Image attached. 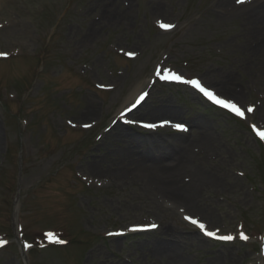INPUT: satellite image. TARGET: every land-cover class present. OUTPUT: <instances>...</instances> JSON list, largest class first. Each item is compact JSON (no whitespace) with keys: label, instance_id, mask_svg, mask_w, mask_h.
<instances>
[{"label":"rangeland","instance_id":"1","mask_svg":"<svg viewBox=\"0 0 264 264\" xmlns=\"http://www.w3.org/2000/svg\"><path fill=\"white\" fill-rule=\"evenodd\" d=\"M251 4L0 0V53L6 54L0 55V241L13 237L19 187L17 226L29 247L24 263L16 243L2 245L0 264H167L156 250L170 247L186 264H264V140L248 125L264 128V40L250 24L264 10L237 14ZM165 71L198 79L253 111L235 120L191 85L163 81ZM225 80L237 93L219 87ZM141 91L146 102L120 122L118 112ZM162 104L177 115L148 111ZM193 119L213 135V144L202 146L208 149L193 153L192 164L210 174L194 205L150 195L140 179L118 180L117 154L146 149L135 146L141 140L185 134L200 145ZM157 120L185 131L137 123ZM117 122L122 125L111 129ZM120 129L133 146L115 138ZM185 216L233 239L214 241ZM136 225L155 227L135 233Z\"/></svg>","mask_w":264,"mask_h":264},{"label":"bare ground","instance_id":"2","mask_svg":"<svg viewBox=\"0 0 264 264\" xmlns=\"http://www.w3.org/2000/svg\"><path fill=\"white\" fill-rule=\"evenodd\" d=\"M250 6H252L254 9L247 12L246 9ZM261 10H264V0H252L251 5H248L246 7H240L238 9L237 14L239 16H247L248 13H255V11L257 13ZM250 24H253L254 27H257L256 29L259 31V35L263 37L264 40V17H262L260 20H257V18L251 19ZM262 42L264 44V41ZM263 44H261V47L263 46ZM258 53L259 51L255 54ZM218 84L220 88L231 91L233 93H237L236 90L233 88V85L226 80L220 81ZM134 95L135 93L129 96L128 100H130V102L128 104L133 102V105L135 103V100L131 101L133 98H135ZM145 102L146 100H144L134 111L139 109ZM167 108V106H164L162 104L158 108H152L148 111H150L151 114L161 113L170 114L172 116L177 115L178 112L176 110H174V112L173 110H168ZM131 114L133 113L131 112ZM160 121L162 120H157L153 122L155 123ZM192 123L194 124V127L197 128L199 136L197 137V140H199L200 145L194 144V146L193 144H191V142L189 141L190 139L187 141L184 138L185 134L179 135L180 137L178 138L171 139L163 138L159 135L153 138H146L144 141L141 140V142H137V145L135 146L139 148L143 147V145L148 146L146 149L140 150L139 152L133 151L132 153L128 151H123L122 154H117V156H120V160L119 163L116 164L118 166V170L115 173L116 175L123 174L122 178H120L121 176L117 177L120 178L118 180H123V182L125 183L127 181L133 182L136 179H140L144 182L143 191L145 190L146 193L150 195L154 194L163 200L167 199L179 206H184L182 204V201L175 200L176 198L170 196L175 195L188 202V204L194 205V203L192 202L194 199V195L198 192L200 187L202 188V186H206L207 184H209L210 174L208 172L209 170L198 168V166H194L192 164L193 153L195 147H200L201 150L208 149L207 146H202L204 144L207 145V143L213 144V135L211 134V131L207 127V125H205L198 119H193ZM118 124L120 123H115L111 129H113ZM120 125H122V123ZM125 129H128V127H125ZM115 138L118 139L120 142H127L130 145H132L134 141L131 140L129 132L127 130L125 131L122 129L116 132ZM160 146L164 150L166 148L167 152L162 153L163 155L157 151L156 147L160 148ZM166 158L169 160H166ZM91 168L94 167L91 166ZM184 173H187L188 176L187 178L182 177L181 181L179 176ZM188 204H185V206L188 210H190L191 208ZM192 207L194 208V206ZM156 251H159L161 253L163 252L162 255L168 258L167 264L188 263L185 259H181L180 255L175 252L172 247L169 248V253H164L163 250Z\"/></svg>","mask_w":264,"mask_h":264},{"label":"snow or ice","instance_id":"3","mask_svg":"<svg viewBox=\"0 0 264 264\" xmlns=\"http://www.w3.org/2000/svg\"><path fill=\"white\" fill-rule=\"evenodd\" d=\"M244 2H245V0H237V3H244ZM160 27L163 29H170L174 26L171 24H161ZM0 55H6V54L0 53ZM130 55H131V53H130ZM161 78L165 79V80L182 81L186 84H189L193 88L198 90L200 93H202L203 96H205L213 104H216L222 108L228 109L229 111L233 112L237 116L242 117L244 115V113L241 111V109L235 103H233L231 100L223 99V98L219 97L213 91H210L209 89L204 87L198 79L183 80V78L181 76L176 75V74H172V75L165 74ZM139 99L142 100L143 96H141ZM137 103H139V100L137 101ZM133 107H135V105H133ZM247 111L251 112L252 108H248ZM84 126L89 127V125H84ZM145 127L152 128V127H155V125L149 124V125H145ZM174 127H176L177 129L183 130V125L176 124V125H174ZM253 131L256 132V135L259 136V138L261 140H264V131H258L255 126H253ZM185 220H188L191 224L197 226L200 229V231L204 232L205 235H207L209 237H215L216 236L215 232L206 231L205 230L206 226L203 223H199L196 219H192L191 217L185 216ZM152 227H155V225H153ZM109 235H115V234L109 233ZM49 236L51 238V234H49ZM240 238L245 239V240L248 239V237L245 236L243 233L240 234ZM219 239L224 240V241H231L233 239V237L230 235H227V236H221V237H219ZM56 242L63 243V241H56ZM0 243H2V242H0Z\"/></svg>","mask_w":264,"mask_h":264}]
</instances>
